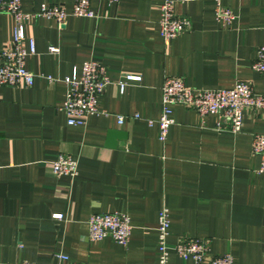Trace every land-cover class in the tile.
<instances>
[{"label": "crops", "instance_id": "1", "mask_svg": "<svg viewBox=\"0 0 264 264\" xmlns=\"http://www.w3.org/2000/svg\"><path fill=\"white\" fill-rule=\"evenodd\" d=\"M74 0H20L24 11L42 3L70 10ZM233 20L215 18L216 0H174L191 30L164 44L158 30L162 0H120L108 6L90 0L95 18L69 15L62 24L37 18L27 28L35 52L25 65L33 84L0 86V264H157V212H169L167 242L181 237L209 240L212 255L230 253L232 264H264V176L251 152L252 135L264 134V120L247 110L241 131H215V116L171 106L164 142L156 120L167 75L202 89L249 82L264 93V78L251 64L264 44V0H219ZM12 18L0 12V48L9 45ZM57 48L48 52L49 46ZM86 59L105 65L110 77L98 100L104 113L85 124L67 125L60 106L62 78ZM128 81L122 93L117 80ZM51 76L53 81H49ZM138 114V118H134ZM116 115H124L118 124ZM110 129L126 132L115 147ZM59 153L78 162L75 176L52 173ZM125 212L127 246L109 237L88 238L93 213ZM63 219L54 220L52 214ZM66 254L59 261L55 254ZM169 264H194L170 252ZM206 264V263H205Z\"/></svg>", "mask_w": 264, "mask_h": 264}, {"label": "built area", "instance_id": "2", "mask_svg": "<svg viewBox=\"0 0 264 264\" xmlns=\"http://www.w3.org/2000/svg\"><path fill=\"white\" fill-rule=\"evenodd\" d=\"M108 6L117 4L120 0H100ZM187 1V0H182ZM174 0H162L158 6V30L164 44H168L180 34L191 30V20L187 15L178 14L173 9ZM0 12L11 16L12 32L9 45L0 48V86H24L33 84L34 75L26 68V57L35 52L32 36L27 34V26L37 18L53 19L62 24L69 15L83 18H95L97 14L91 8L90 0H74L70 10L60 3H42L37 9L24 11L20 0H0ZM215 18L222 26H229L234 18L230 8L216 0L214 8ZM48 52L56 53L55 46H49ZM253 70L264 78V44L255 52L251 64ZM53 81L51 76H47ZM139 76L123 74L117 80L119 92L122 93L128 81H137ZM66 86L64 101L60 106L66 117L67 125L79 126L86 122L90 115L104 113L98 108V100L110 77L107 67L98 61L86 59L80 70L73 69L69 75L62 78ZM183 105L194 109L204 123V117L212 114L215 122L212 129L238 133L241 131L245 113L252 110L264 120V93H258L246 81L239 80L231 88L202 89L186 85L183 78L165 76L161 85V110L159 117L147 119L148 124L156 122L159 133L158 140L164 142L168 129L173 124L171 106ZM138 118V114H134ZM124 115H116V121L121 124ZM251 152L260 157L258 173L264 176V134L252 135ZM78 162L68 154L59 153L51 162L52 173L56 176L77 174ZM54 220L63 219V214H52ZM88 238L91 241H100L107 237L114 242L127 246L131 224L130 217L125 212L93 213L87 220ZM169 212L162 206L157 212L156 249L157 264H169L170 252L173 251L182 259H189L194 264H232L230 253L212 255L207 238L181 237L170 246L167 242L169 230ZM59 260H67L66 254H55ZM20 264H37L23 261Z\"/></svg>", "mask_w": 264, "mask_h": 264}, {"label": "water", "instance_id": "3", "mask_svg": "<svg viewBox=\"0 0 264 264\" xmlns=\"http://www.w3.org/2000/svg\"><path fill=\"white\" fill-rule=\"evenodd\" d=\"M126 136V132L122 130L110 129L106 134V145L109 147H115L117 140L123 139Z\"/></svg>", "mask_w": 264, "mask_h": 264}]
</instances>
